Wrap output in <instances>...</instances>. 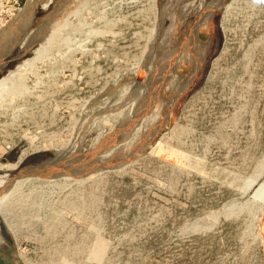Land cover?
Listing matches in <instances>:
<instances>
[{"label":"rangeland","instance_id":"374dc122","mask_svg":"<svg viewBox=\"0 0 264 264\" xmlns=\"http://www.w3.org/2000/svg\"><path fill=\"white\" fill-rule=\"evenodd\" d=\"M9 29L0 264H264V0H0Z\"/></svg>","mask_w":264,"mask_h":264},{"label":"bare ground","instance_id":"6f19581e","mask_svg":"<svg viewBox=\"0 0 264 264\" xmlns=\"http://www.w3.org/2000/svg\"><path fill=\"white\" fill-rule=\"evenodd\" d=\"M27 7V5H25V8ZM24 9V8H23ZM13 30V29H12ZM11 30V31H12ZM9 32L7 34H9L8 36L6 35V37H3L1 40H0V50L1 49H4V47H6V45H8V41H9V38H10V35H11V31L10 29L8 30ZM6 33V31H5ZM32 61V60H31ZM24 65L26 64H30L31 62L29 60H25V61H22ZM21 64V63H20ZM21 66V65H20ZM23 66V65H22ZM16 67H19V66H16ZM27 67V66H26ZM33 66H31L30 64V67L28 68V70L30 68H32ZM23 68V67H21ZM19 68H17L18 70ZM24 69V68H23ZM27 69V68H26ZM16 69H12V70H9L2 78H0V106L2 105V103L5 101V102H10L11 101V98L16 95L17 93H20L22 87H23V79L24 77L23 74H21L22 72H19L17 71ZM27 71V70H26ZM24 72V71H23ZM29 72V71H28ZM5 108V107H4ZM13 116V115H11ZM24 151L21 152V156L23 155ZM27 175V174H26ZM23 178V177H22ZM26 178V177H25ZM24 178V179H25ZM20 181V179H19ZM22 181V180H21ZM20 181V182H21ZM18 183V182H17ZM17 183L15 184V182L13 184L17 185ZM23 183V182H22ZM20 184V183H19ZM21 185V184H20ZM20 185H17L18 187ZM11 186V185H10ZM8 186H6L4 184V181L2 178H0V199L4 198V196L6 197L7 193V188ZM17 187V188H18ZM21 187V186H20ZM15 188V186H14ZM13 188V190H14ZM13 190H10L11 192H13ZM16 190V189H15ZM11 194V193H10ZM5 199V198H4ZM3 200V199H2Z\"/></svg>","mask_w":264,"mask_h":264},{"label":"water","instance_id":"95a60500","mask_svg":"<svg viewBox=\"0 0 264 264\" xmlns=\"http://www.w3.org/2000/svg\"><path fill=\"white\" fill-rule=\"evenodd\" d=\"M22 49L18 52L16 58H19L20 56L24 55L29 49H31L34 46L33 40H28L26 37L22 40Z\"/></svg>","mask_w":264,"mask_h":264}]
</instances>
